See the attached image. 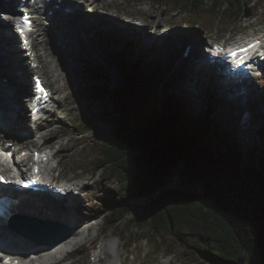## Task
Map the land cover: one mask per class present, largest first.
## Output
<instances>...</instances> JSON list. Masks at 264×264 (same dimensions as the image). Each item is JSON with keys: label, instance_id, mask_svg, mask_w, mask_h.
<instances>
[{"label": "trees", "instance_id": "trees-1", "mask_svg": "<svg viewBox=\"0 0 264 264\" xmlns=\"http://www.w3.org/2000/svg\"><path fill=\"white\" fill-rule=\"evenodd\" d=\"M152 1L170 11H188L189 21L208 32L220 23L223 29L243 23L264 4V0ZM190 32L177 37L183 47L170 37L167 47L154 44L138 57L131 51L145 48L135 35L123 40L129 50L116 53L109 44L102 48L122 73L123 84L112 96L115 119L108 140L89 143L83 137L90 125H75L81 144L93 148V171L102 169L100 177L108 189L107 201L94 204L89 217L104 216V233L121 226L130 231L138 225L142 234L130 244L143 241L145 232L156 257L174 253L181 242V253L201 264L209 260L264 264V125L258 129L257 144L242 143L238 138L244 134L243 108L227 101L221 87L212 88L199 77L200 96L185 92L186 83L198 73L190 65L181 75L172 70L194 36ZM101 93L108 91L92 82L88 92L79 95L81 100L89 94L98 100ZM263 101L254 98L248 103L254 119L262 118ZM180 163L189 181L203 184L202 193L161 191ZM159 191L144 217L128 218L132 202Z\"/></svg>", "mask_w": 264, "mask_h": 264}, {"label": "rangeland", "instance_id": "rangeland-1", "mask_svg": "<svg viewBox=\"0 0 264 264\" xmlns=\"http://www.w3.org/2000/svg\"><path fill=\"white\" fill-rule=\"evenodd\" d=\"M14 1L15 0L12 2ZM6 3H9V1ZM90 5L95 6L94 9L96 11L89 9ZM1 9H3V7H0V20L1 18L3 19L2 16H5V14L1 12ZM108 13L114 15L117 14L120 17V25L123 26H115V22L113 21L119 20L113 19ZM19 17L20 14L18 15V18ZM82 17L84 19L88 18L92 24L90 27L88 24L84 29V31L90 32L91 34L89 42H87V39L84 40L81 38L79 40V37L77 39V36H74L77 32L79 34L78 36L81 35L82 37V32L78 29V26H75V22L71 17L57 19L54 22H45L42 20V24L35 34V45L39 52L40 60H42L40 67L37 69L32 66L31 60L27 59V53L21 45L19 37L16 35L12 37L16 42V49L19 50L21 56L24 58L23 65L25 66L24 70L27 69V73L25 72L27 77L20 76V72L23 73V69L19 64L20 62L17 61L15 65L13 64L10 66L13 61L9 62V59L5 57H2V61L5 60L8 62H0L3 64L2 67L0 66V72L1 70H4V73L7 74V81H5V84H7L10 79L12 82H16L19 85L22 83L21 81H23L24 89L29 87V92H24V89H22V93L16 92V94L13 95L14 100L16 99L15 101L18 104H26L25 107L28 106L29 109L26 113L27 117L22 115L23 117L19 116L17 120L12 121L7 115L8 124L5 129L0 127V138L17 140L24 146L26 144L39 146L43 142L51 143V150L57 153L56 159H54L51 164L57 165L60 163L51 175L53 177L55 176L59 183L79 182L84 186V197L79 198V201L81 200L79 203L83 205L82 207L78 205L77 208L80 210L81 215L79 221L83 224V227L86 230L85 234H88L87 238L75 250L59 259L60 261H54L60 263L63 259L66 261L65 264H95L94 259L96 252H100L99 254L102 255L103 261H100V263L97 262L96 264H201L199 261L190 259L181 253L183 250L181 242L176 243L174 253L169 255L163 254L156 257L155 252H153L150 236L147 233L143 232L145 237L143 241L137 242L134 245L130 244V242L135 240L138 235L142 234L138 225H134L130 231H126L124 227L121 226L104 233V216L99 218L89 217L90 214L94 213V204H100L101 202L103 203L107 201L108 189H106L104 185L105 180L102 181L100 177L102 175V169L97 170V172L93 171L95 170L91 161V152L93 151V148L81 144L82 138L80 140V131L75 125H90L91 130L83 137L85 140H88L89 143H92L93 141H105L109 139L111 130L113 129L115 113L113 111V103L110 96H103L98 100H94L92 95L89 94L86 95L83 100L80 99L79 93L88 92L90 85V78L88 76L89 72L84 69L85 65L81 60L85 58L92 67L97 66L94 65L96 62L104 61L109 65V68L115 69L114 63L104 55L102 48L111 45L110 47H112L113 52L116 53L117 51L123 52L129 50V46L125 44L123 40L127 38L130 40V38L135 35L138 40H141V43L145 48V50H142L141 52L136 50L131 51L136 57H138L139 54L149 53L152 50L154 43H156L155 37L162 36V30L160 27L164 26L170 28L171 32L174 33H179L183 31L184 28L186 29V32H190L188 29L194 30L192 31L194 33L190 32L194 36L190 37L197 38L198 42L200 41V43L204 44L202 52L206 55V45L211 46V44L216 42H232L234 40L246 39L251 37L255 30L257 32L264 29V4L259 6L255 12L249 14L248 18L243 20V23L227 25V30L223 29L224 26L220 23L218 27L213 28L212 31L209 32L199 29L192 24L191 21H189L188 11L184 9L170 11L169 8L162 7L152 0H86L84 11H82ZM134 18L139 19V21L144 20L146 26H138V24L129 23V21L133 22ZM82 22L84 23L85 20H82ZM135 22L138 23L137 21ZM68 24L73 26L74 32L71 34L72 36H69L68 41L65 40L62 42L58 39L59 41H52L53 43L51 45H47L45 48L42 47L41 40H43L42 35L45 32H47L45 39L50 41L53 39L56 32L60 30L59 27L64 28L62 29L64 31H68ZM187 25L194 27L191 28ZM13 29H11V32H13ZM102 35H110L111 37L105 38ZM72 37H75V40ZM72 40L75 42L78 41L80 44L76 45L75 42H71ZM133 40L136 41L134 38ZM100 41H104L105 43L102 45ZM62 43L66 44L68 50L65 49V45ZM156 44L159 45V43ZM189 46L190 44L187 49ZM121 47H123V49H121ZM43 49L48 58L45 56ZM77 49L79 51H76ZM191 52L192 49H190V54ZM164 59L167 58L164 57ZM178 60L179 62H176V67L179 66L183 57L180 56ZM178 60L176 59V61ZM52 61L57 65L55 66V68H57L56 71L54 70L55 72L51 70L53 64ZM12 67L15 68V70L11 71L9 75L7 71L11 70ZM28 68H30L31 71H29ZM96 72L97 74L100 73L99 71ZM58 73H62L64 77L59 76ZM36 74H42L45 77L46 82L54 91V101L51 104V107H53L54 110L56 108V111L52 114L50 112L46 114V119L43 121V127H45L44 130H37L38 123L33 122L30 113L29 94L31 92L34 93L32 76ZM53 75H56V78L55 76L53 77ZM116 75V83L111 82L107 78L100 79L99 88H109L114 94L116 89L120 88L123 84V76L119 70L116 71ZM4 79V76L0 74V83L1 81L3 82ZM255 84L258 85V91H263L262 85H264V77L261 82H255L252 84V89L250 90L247 89L248 86H245L249 92L246 97L249 96L250 98L253 96L260 99V96L257 95V91L254 90V88H256ZM190 88H192L191 85H189L187 89L185 88V92L191 93ZM228 91L231 94L234 91H237V89H228ZM6 97L9 96H1L0 98V101L4 103L5 109L10 101V99ZM259 112H261L262 118L257 119L256 117L254 119L256 121V124L254 125L255 129H247V131L238 138L242 140V143L249 145L258 143V129L264 125V101ZM252 113H254L253 110ZM15 114L17 115V111ZM29 118L30 122L28 124L27 121L29 120L27 119ZM252 118L253 116L248 110L245 111L242 121ZM24 121L27 122L28 125L26 124V127L28 126V128L32 130V133L23 131L22 125L24 124ZM261 122H263L262 125H260ZM244 128H246V125L241 126V129L244 130ZM7 132H9V134ZM243 138L245 140H243ZM35 146L33 147V150L36 148ZM64 146H67L65 150L63 148ZM183 165V163H180L172 169L167 178L166 185L161 191L177 189L194 193L203 192L204 186L202 183H192L185 177L183 174ZM161 191L151 196L138 198L132 202L128 218L138 220L140 217H144L149 210V205ZM83 211L86 212V215ZM121 260H123V263ZM51 263H53V261ZM205 264L219 263L209 260Z\"/></svg>", "mask_w": 264, "mask_h": 264}, {"label": "bare ground", "instance_id": "bare-ground-1", "mask_svg": "<svg viewBox=\"0 0 264 264\" xmlns=\"http://www.w3.org/2000/svg\"><path fill=\"white\" fill-rule=\"evenodd\" d=\"M6 2H7L6 0H0V7L9 8V5ZM83 2H84L83 0H73L75 7H71V8L73 10L79 11L80 14H82V11H84V3ZM18 6H20V4L15 3L12 6V10H18L17 9ZM4 12H5V10H4ZM63 16L64 15L61 14V17H63ZM109 16H112L113 19H116V20L120 19V17L118 15L109 14ZM2 17H3V19L1 18V20H0L1 21L0 22V62H8L5 60L2 61L3 60L2 57L8 58L9 62L13 61V63H11L10 66H12L13 64L15 65L17 61L20 62L19 63L20 67L23 69V73L19 71L20 76L21 77H23V76L27 77V75L25 74V72L27 73V69L24 70L25 66L23 65L24 58H23V56H21V53L16 49V47H15L16 42L12 39V37L8 33L11 30L12 26H11V24H9V23L6 24L4 22V18L7 17V14H5V16H2ZM2 20H3V22H2ZM73 20L75 22V26H78V29L82 32V37H81V35L78 36L79 34L77 32L74 36L75 37L77 36V39L79 37V40L81 38H83L84 40L87 39V42H89V37H91V34H90V32L84 31V29L86 26H88V24H89V27L92 25L91 21H89L88 18L84 19L82 17V15H80L78 19H73ZM82 20H85V22L83 23ZM113 22H115V26H117V27L123 26V25H120L121 24L120 20L119 21H113ZM68 27H69L68 31H64V30H62L64 28L59 27L60 30L56 32L53 39L50 41L45 39L47 36V32H45L42 35L43 36V40H41L42 47L45 48V46L51 45L53 43L52 41H59L58 39H60L62 42H64L65 40L68 41L69 36H72L71 34L74 33L73 32V26L68 24ZM164 31H168V27H166L164 29ZM75 37H72V38L75 40ZM74 40H72L71 42H75ZM75 43H76V45L80 44V42H78V41H76ZM63 45H65L64 46L65 49L68 50L67 49L68 47H66V44L64 43ZM76 51H79V50L77 49ZM261 53H264V45L256 46L251 51L252 57H255L257 55H261ZM44 54L48 58L45 50H44ZM95 62H96V60H95ZM40 63H42V60H40ZM52 63L53 64H52L51 70L56 71L57 68H55V66H57V65L54 64V61H52ZM2 65L3 64L0 63L1 67H2ZM233 65L234 66L236 65V67L240 70V64L235 63ZM11 70H13V69H11ZM28 70L31 71L30 68H28ZM2 71L3 72H0V74L3 75L4 70H2ZM261 74H263V73H261ZM56 75H53V77L55 76V78H56ZM58 75L61 77H64L62 73H58ZM21 82L22 83H20V85H19L16 82H12V80H10V79H9L7 84H5V81H3V82L1 81V83H0V94L4 95V97L6 95H8L9 97H7V98L10 99V101L8 102V105H7V109H6V111H4L5 116L3 118H6V116L9 114L8 118H10V120L14 121V120H17L19 116H22V115L26 116L27 110L29 109L28 106L25 107L26 104L25 105L18 104L15 101L16 99L14 100V98H13V95L16 94V92H21V90L24 89L23 88L24 82L23 81H21ZM28 90H29V87L24 89V92H29ZM248 93H249L248 90L243 85L242 87L237 88V91H234L233 93H231V95L233 97L237 96L240 98V97L246 96ZM241 100H242V98H241ZM16 111H17V115L15 114ZM6 112H7V115L5 114ZM27 120L30 121V119H27ZM29 121H27V122H29ZM27 122L24 121V124L22 125V129H23V131H27L28 133L29 132L32 133V130L30 128H28V126L26 127ZM14 124H17V123H14ZM243 133H245V132H243ZM63 148L65 150L67 148V146H64ZM41 156L53 157L54 154L51 151H49V152L47 151ZM27 161L29 164L30 160H27ZM58 165H60V163H58ZM46 167L48 170H50V169L55 168L56 165L49 164ZM48 174H50V173H48ZM50 177L52 179V176H50ZM53 180L55 181L56 179H53ZM74 185H75L76 189H78L80 186H83L81 183H78V182L74 183ZM0 196H10V197L13 196V197H18L19 199L22 200V204L15 205V206L11 207V212H13V213H20V214L29 215V216L34 217V218L36 217V218H40V219H48V220H54L57 222H62V223L70 225L72 228V235L70 236L69 239H67L64 242L53 245V246H50L47 244L37 245L35 242L30 241L29 239H27L26 237H24L20 233L9 234L7 232L5 233V232L0 231V254H2V252H3V253H6L7 256H11L14 259H20V264H44V263H46V264H63L65 262V260H63V259L61 260L60 263L58 261L56 262L54 260H59V259L63 258L65 255H68L70 252L75 250L79 245H81V243L87 238L88 234H85L86 230L83 229L84 228L83 224H81L79 221L81 213H80V210L77 208L78 200L74 194L72 195L71 200L68 203V205L64 206V207H61L60 205H56L55 202H53L51 200L42 201L37 196H33V195L28 194V193L24 194L22 191L18 190V188L16 187V184H11L10 186L0 185ZM82 205H79V206H82ZM99 253L96 252V260L94 261L95 264L97 262L100 263V261H103V257ZM52 261H53V263H51ZM1 262H2V260H1Z\"/></svg>", "mask_w": 264, "mask_h": 264}, {"label": "water", "instance_id": "water-1", "mask_svg": "<svg viewBox=\"0 0 264 264\" xmlns=\"http://www.w3.org/2000/svg\"><path fill=\"white\" fill-rule=\"evenodd\" d=\"M81 62L85 65L84 69L89 72L88 76L90 78V85L93 82L99 87V80L102 78L105 79L107 78L111 82L116 83L117 70L109 68V66H107L104 62H96V64L94 65H97L98 67L97 66L92 67L91 64L88 63L84 58L81 60ZM96 71H99L100 73L97 74ZM99 89L101 90L106 89L108 91L107 94L101 93L100 98H102L103 96H110L112 98V96L114 95L109 88H99ZM118 89L119 88H117L116 91ZM113 109H114V105H113ZM113 127H114V123H113ZM12 227L18 232L22 233L25 237H27L31 241L37 242L38 245L47 244L53 246L58 243L66 241L71 236V228L63 223L51 221V220H43L40 218H34L25 215H19L15 217L12 222Z\"/></svg>", "mask_w": 264, "mask_h": 264}, {"label": "snow or ice", "instance_id": "snow-or-ice-1", "mask_svg": "<svg viewBox=\"0 0 264 264\" xmlns=\"http://www.w3.org/2000/svg\"><path fill=\"white\" fill-rule=\"evenodd\" d=\"M22 20L24 22V26L31 28V21L30 18L27 14L22 16ZM21 33H23V28L17 29ZM259 41H254L252 44L246 45L244 48H237L235 50H230L228 55L232 57V59L237 63V64H245L246 63V54L248 51L252 48H254ZM244 54V55H242ZM261 56L264 57V53H261ZM41 91H43V88L41 87ZM13 156L12 152L10 151H2L0 150V157H3L5 159H11ZM37 158L39 157V154H36ZM18 159V158H17ZM0 181H5V178L3 176H0ZM32 183H35L36 180H32ZM20 183H24V181H20ZM4 264H12L11 260H5Z\"/></svg>", "mask_w": 264, "mask_h": 264}]
</instances>
